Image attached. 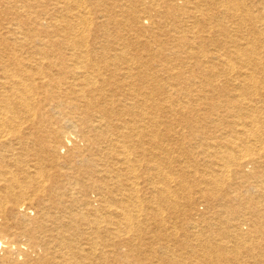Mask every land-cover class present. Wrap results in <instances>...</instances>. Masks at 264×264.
I'll use <instances>...</instances> for the list:
<instances>
[{
	"label": "bare ground",
	"instance_id": "bare-ground-1",
	"mask_svg": "<svg viewBox=\"0 0 264 264\" xmlns=\"http://www.w3.org/2000/svg\"><path fill=\"white\" fill-rule=\"evenodd\" d=\"M0 264H264V0H0Z\"/></svg>",
	"mask_w": 264,
	"mask_h": 264
},
{
	"label": "rangeland",
	"instance_id": "rangeland-1",
	"mask_svg": "<svg viewBox=\"0 0 264 264\" xmlns=\"http://www.w3.org/2000/svg\"><path fill=\"white\" fill-rule=\"evenodd\" d=\"M201 166V165H200ZM198 210H200L201 212L202 211H205V207L204 205L201 204L200 200H199V203H198V206H197Z\"/></svg>",
	"mask_w": 264,
	"mask_h": 264
}]
</instances>
